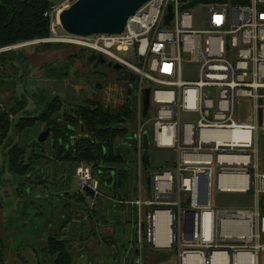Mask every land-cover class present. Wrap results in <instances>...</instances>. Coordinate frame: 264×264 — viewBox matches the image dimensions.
<instances>
[{"label":"built area","instance_id":"1","mask_svg":"<svg viewBox=\"0 0 264 264\" xmlns=\"http://www.w3.org/2000/svg\"><path fill=\"white\" fill-rule=\"evenodd\" d=\"M192 1L151 0L129 19L123 33L89 37L65 31L61 33L58 26L61 27L59 13L62 9L59 8L56 17L52 11L49 14L52 36L47 39L101 53L135 73L136 81L130 96L135 109L127 126L134 118L137 122L132 129L129 128L130 140L126 144L132 148L138 161L137 190L140 195L130 202L140 207H151L148 215L138 220V231L141 238L154 247H177L183 262L197 253L196 260L203 257L206 264H210L215 252L224 247L232 253H252V250L257 252L262 247L259 239L264 236L263 212L213 210L211 203L200 204L202 194L199 187L206 181L211 187L215 170L219 177L230 175L228 172L234 168H241L224 162L221 158L223 154L247 157L241 169L247 178V189L250 188V181L264 185V170L260 171L253 159L256 153L253 134L264 130V9L260 7L264 0H247V3H233L234 0L227 3L197 2L195 4L209 6V28L202 30L192 27L190 8L195 4L183 8ZM170 7L172 18L167 24ZM133 48L138 63L121 57L117 52ZM184 55H189L190 63L198 64L197 80L183 79ZM147 81L151 87L145 85ZM148 87L151 88L149 118L143 112L144 90ZM245 99L252 102L255 121L241 122L235 118L237 103ZM260 108H263L262 124L258 121ZM181 111L197 112L200 119L183 122ZM235 129L249 132L250 139L238 141L233 136L226 137ZM145 132L156 146L172 147L178 153L173 169L153 174L152 198L149 200H144L141 194ZM248 165L253 172L247 170ZM75 173L80 177L82 186L99 190L100 180L91 165L76 164ZM257 191L264 192V186ZM186 204H189V210ZM161 209L168 213V229H171L170 236L166 235L171 240L167 244L155 241V215ZM193 209L198 211L192 213ZM189 212L192 214L190 224L184 227ZM225 221L246 222L245 230L238 229L228 235L222 226L219 234L222 239L238 238L243 241L242 245H225L216 237V229ZM207 227L209 239L204 232ZM255 239L256 244H252Z\"/></svg>","mask_w":264,"mask_h":264},{"label":"rangeland","instance_id":"2","mask_svg":"<svg viewBox=\"0 0 264 264\" xmlns=\"http://www.w3.org/2000/svg\"><path fill=\"white\" fill-rule=\"evenodd\" d=\"M50 1L54 4L52 13L54 12L53 14L56 17L57 9L68 7L75 0ZM208 10L209 6L203 3L195 4L190 8L193 15L192 27L194 29L202 30L209 28V23L207 21ZM49 14L48 12L45 13V15ZM58 29L63 33V29L60 26H58ZM48 41L50 40L47 38H37L19 42L15 44L17 45L16 47H12L16 53L23 52L29 59V62L27 61L24 66H21L23 70L20 68L19 64H17L20 68L19 72H22L21 74H24L23 71H25L24 85L16 72L12 74L14 83L10 90L13 91L15 96H20V94L25 92L27 98L25 108L19 109V116L32 117L40 113V109L43 108L42 102H44V96H48L50 99L51 94L55 92L63 100V106L61 108V115L63 117L65 110H68V113L73 112V108L77 104H82L85 97L92 95L95 87H97V83L102 84L100 90H95L98 92L95 96L97 101H100L105 106H111L113 108L123 104L127 98V83L114 80V78H116V73L112 70H108L105 67L94 68L92 63H88L87 56L91 53V50L78 45L64 44L63 42H60L63 45L53 44L47 46ZM4 51L7 54L10 53L7 49H0V58L1 53H4ZM117 52L121 57L133 63H138V61H136L134 48L128 51ZM189 58V55H184L185 62L182 66L183 79L197 80L199 77L198 64L190 63ZM68 62L71 63V67L69 68V75L66 76L64 81L61 79L51 80L44 77L46 69L42 67L43 65L52 64L55 66L61 64L62 66ZM10 72H8V74ZM16 75L18 77H16ZM145 85L151 87V83L148 81ZM212 92L213 90L211 91V95L213 94ZM134 94H136V91H134ZM215 99H217V97H215ZM0 100L5 101L8 99H6V96H3ZM247 100L249 99L237 103L242 115H246L247 109H249V107H247L249 103L244 102ZM54 116L58 117L59 114ZM181 119L183 122H197L200 119V115L197 112L181 111ZM63 121H65L64 117ZM136 122L137 118H134L132 120L133 124L130 123L129 128L132 129L133 125H136ZM65 123H67V121H65ZM12 125L14 126L13 130L10 135H8L9 137L6 136L8 140L16 142L14 144H17L19 149L24 150L23 163L32 161L34 166L31 171L32 175H35V178L33 181H27L28 173L21 174L11 168L8 155V153L10 154V150H5V148L7 145H11L12 142L8 141L6 137V141L4 140L5 143L1 149L2 156L0 158V202L2 203L0 207V264H17V262L19 264H25V257L21 251L18 252V248L25 249L30 245H35L38 250L35 249L37 251L35 252L32 249V247L35 246L29 247L31 250L28 251V257L32 263L28 264H38L36 256H40L41 263H43L42 258L45 259V256H49L47 250L39 248L40 244H42V247L45 245V248H47L46 241L44 242L43 238L53 233V237H57V232L62 233L65 227L69 229V224L65 227L62 226L63 222L67 221L64 218V212L68 215L70 221L73 214L71 212L70 214L68 209H74L75 213L78 211L79 215L84 216L86 212L90 213L91 209L89 210L87 207H96L97 204L100 206L96 208L94 213L96 218H93V220H86L88 217H84L85 223H83L82 226L84 229H90L92 223L102 226L101 221H103L104 206L105 209H107V217L111 214L110 220L113 222V228L117 229L119 234L116 233V237L114 238L111 233L110 239L114 238L116 242L112 248L110 246L109 253L106 256L101 253L98 254V256L109 259L118 258L120 260L121 255L125 254L126 250L129 249V245L131 244L130 237L132 235L134 238L137 237L136 234L138 232L135 224L137 215L128 216L127 212L129 211L126 210L128 205L125 204L121 206L122 209L120 210L114 208V203L106 194L101 196L89 195L87 191L82 189L81 179L76 175L75 168L68 170H62L60 168L58 162L61 161V159H57L54 153L53 133L51 132L50 137L44 143L39 141L40 134L46 129L45 122L37 121L33 126L20 129L18 119L15 118L13 119ZM83 133H85V131L78 128L75 132V136L81 139ZM246 137L248 136L244 132L237 130L236 139ZM255 141L257 149L256 155L258 156L260 169L263 170L264 131L260 130L259 134H256ZM7 142L10 143L7 144ZM151 156L154 170L159 168L173 169L178 159V154L172 147L158 148L155 147V145L151 148ZM29 190L37 193L38 196L40 195V198L34 197L33 200L31 197L27 198L26 192ZM108 191H110V189ZM74 193H79L81 198H84V205H87V207L85 205V209L84 207L81 208L79 205L77 210L68 205L77 204L78 200L72 196ZM143 196L148 198L149 194L145 191L143 192ZM210 199L212 207L218 211L220 209L253 208L256 206L257 196L255 191L249 193L221 191L217 188V173L215 170ZM112 208L115 210L114 213ZM9 213H11V215ZM146 215H148V213L145 214V216ZM77 218V216H74V220ZM69 221L66 223H69ZM98 221L100 222L98 223ZM11 226L15 227L12 235L10 234ZM95 230L97 229L95 228ZM71 232L73 236L74 228H72ZM130 233L132 234L131 236ZM256 241L257 239H255L252 244H256ZM235 242L237 245H242L241 243H243V241L237 240ZM235 242L229 241L226 244H233ZM259 242H264V236L259 239ZM71 244L72 246L74 245L73 251L75 257L77 256V258H80L83 255L78 253L80 242L76 239L75 243L71 241ZM150 244L154 246L152 243ZM102 251L104 252V248ZM171 251L173 255L176 254V250Z\"/></svg>","mask_w":264,"mask_h":264},{"label":"trees","instance_id":"3","mask_svg":"<svg viewBox=\"0 0 264 264\" xmlns=\"http://www.w3.org/2000/svg\"><path fill=\"white\" fill-rule=\"evenodd\" d=\"M53 6L54 4L50 0H0V45L10 46L32 39L50 38L52 36V18L45 13H50ZM53 44L63 45L60 42L48 41L47 46ZM22 57L25 59L23 55ZM1 58L8 60L11 55L4 52L1 53ZM42 67L46 69L44 77L64 80L69 75L71 63L68 62L62 66L45 64ZM101 85L97 83V89ZM62 106L63 100L58 96H53L48 100L39 117H22L18 125L20 129H23L33 126L37 121L45 122L53 131V148L57 159L72 161L75 164H89L101 183L108 182L109 185L116 186V188L126 187L129 180L134 179L136 162L134 153L122 149L120 143L130 135L127 124L133 118L135 103L129 100L117 108H111L93 97H85L82 104L73 108L72 113L65 111V115L63 114L65 121L76 127L79 126L85 131L82 138L73 145L67 136H60L58 120L54 116L56 112L61 110ZM9 127L8 114L3 113L0 115V158ZM61 139L63 143H61ZM132 154L134 156H131ZM8 155L11 168L14 171L21 174L31 172L34 164L32 161L23 163L24 150L15 145ZM121 193L123 194L122 190ZM261 202H264V194L261 195ZM1 206L2 203L0 202ZM56 239L55 237L51 238L48 242L50 252L56 253L61 250L60 256L62 258H65L64 254L66 257L69 256L66 241ZM61 264H65V262Z\"/></svg>","mask_w":264,"mask_h":264},{"label":"crops","instance_id":"4","mask_svg":"<svg viewBox=\"0 0 264 264\" xmlns=\"http://www.w3.org/2000/svg\"><path fill=\"white\" fill-rule=\"evenodd\" d=\"M135 81L134 82L127 81V83H129L130 85L132 83V85H133L135 83ZM95 90H97V87H95ZM95 90L93 91L92 95H89L90 97L95 98V96L98 94V92H96ZM128 96L129 95H128V91H127V98L125 101L130 100V97L128 99ZM244 102L249 103V105L247 106V107H249V109H247L246 115H242L239 111V106H237L235 118L241 122L252 121V120L255 121V115L253 114V111L251 110L252 109V106H251L252 102H250V100H247ZM111 108H113V107H111ZM149 110H150V108H149ZM150 116L151 115L149 114V111H148V114L146 117L149 118ZM243 117H245V118H243ZM262 131H264V130H262ZM259 132H260V130H258L257 132H255L253 134L255 149H256L255 137H256V134H259ZM10 133H11V131H10ZM10 133H9V135H10ZM8 137H7V140H8ZM8 141L13 143V140H8ZM10 142H7V143H10ZM153 145H155V144L151 141L150 150H151ZM155 147H158V146L155 145ZM21 148H23V147H21ZM125 150H131V149L125 148ZM256 152H257V149H256ZM131 153H134L133 150H131ZM246 159H247V157L244 158V160H246ZM253 159L255 162H257V164L259 165V169H260V163H259L258 156L256 155V153H255V156ZM58 164H60V162H58ZM234 165H237V166L241 167L240 169H243V166L245 165V163L244 162H238V163H235ZM151 167H152L153 173H155L157 171L164 170L163 168H159L156 170L153 169L152 156H151ZM250 168H251V172H253V168L251 166H250ZM263 170L260 169V171H263ZM236 175H240V176L245 177L246 183H245L244 188H242L241 190H225V189L219 187L220 176L219 177L217 176V188L220 189L221 191L241 192V193H249V192L255 191L256 196H257L256 206H254L253 208H247V209L238 208V209H220V210H224V211L259 210L261 212H264V202H261V195H263L264 192H258L257 191L259 188H262L264 186L263 183L258 182V181H254V182L250 181V188L247 189L246 188L247 187V180H246L247 178H246L244 172L242 171V173H239ZM202 184H205V182ZM212 185H213V181H212ZM212 185L210 187V194H209L208 203H211L210 195H211ZM114 187H115L114 193H113L112 198H111V199H113L114 208L120 210V209H122L121 206L125 204V205H128V207L126 209L127 211H129V212H127L128 216L137 215V221L135 224H136V230L138 233L136 234L137 235V237H135L136 239L130 233V236L132 235L130 237L131 244L129 245V249L126 250L125 254L121 255L120 260L118 258L109 259V258H102V256H98V254H100V253L104 256H106L109 253L110 246H111V248L113 247L114 243L116 242V240L114 238L116 237V233L119 234V231L117 229L113 228V222L110 220L111 214L109 215V217H107L108 214H106L107 209H105L104 216H102V220H103V221H101L102 226L100 224H96L95 227L92 226V227H90V229H84L82 226L83 223H85L84 217H88L86 220H88V219L93 220V218H96L95 214H93L91 216L92 217V219H91L87 215V213H85L84 216L80 215V216H78V218L76 220H72L71 222L73 224V227H72V225L70 226V224H71L70 223L69 229H66V227H65V230L63 232V234H64L63 237L65 239H73L74 243H75V240L77 239L80 242V248H79L78 253H80V255L81 254H83V255L80 258H77V256H76V260H75L76 262L75 263H77V264H187V263L183 262L182 259L179 258L180 257L179 256V250L177 247H173L172 245L171 246L162 245L161 247H154L151 244H149L148 242H146L144 239H142L141 236L139 235L138 220H140L141 217H144L145 214H147L150 211L151 207H148L146 205H144L143 207H140V206H136L135 204L130 202L131 200H135L140 195V191L137 190V188H138L137 178L133 179L132 181L129 180V184L126 187H123V188H120V187L116 188V186H114ZM121 190L123 191V194L121 193ZM145 191H146V193L149 194V197L145 198L144 196H142L143 199L144 200L151 199L152 198V188L150 191L148 190L147 175H146V171L144 168L143 169V191H141V194L143 195V192H145ZM115 193H117V194H115ZM122 196H123V198H122ZM203 200H204V196L201 195L200 201H203ZM188 206H189V204L185 205L186 208ZM211 207H212V204H211ZM114 208H112L113 213L115 212V210H113ZM212 209L215 210L213 207H212ZM196 211H198V210H194V209L191 210L192 213H195ZM159 212H164V214L167 213L166 210H163V209H161ZM9 214L11 215V213H9ZM164 214L162 215V217L164 216ZM191 215L192 214L189 212L187 215L188 217L185 220L184 227L186 225L190 224L189 217H191ZM98 222H100V221H98ZM183 222H184V220H183ZM162 224L167 229L168 223H167L166 216L162 220ZM222 226H223V230H224L225 234L229 235V234H233L234 231L235 232L238 231V229L245 230L244 228L247 227V224H246V222L245 223L244 222L243 223H232V222H228V221L222 222L220 224V226L216 229V237H218V238H220L219 234L221 233ZM14 228L15 227H13V226L10 227L11 233L10 232L9 233L11 235L14 232ZM72 228H74V232H73L74 237L71 234ZM95 228L97 230H95ZM111 233L113 234V237H114L113 239H110ZM220 240H222L221 242L225 245H230V244H226L229 241H231V242H235L236 240L241 241L237 238H234V239H231V238L222 239V238H220ZM259 243L262 244V247L257 252L252 250V253L256 255V264H264V242H259ZM30 246H35V245H30ZM29 247L25 248V249L24 248H18L19 249L18 252L21 251L25 257V260H24L25 264L32 263L28 257L29 256L28 251L31 250V248H29ZM43 247H42V244H40L39 248L43 249ZM103 248H104V252L102 251ZM0 249H1V247H0ZM32 249L35 252H37L35 250V249H37L36 246L32 247ZM105 250H106V252H105ZM136 250H139V252L142 255L141 259L139 258V263H137L138 258L133 257V254ZM171 250H176V254L173 255ZM226 251H228V252H226ZM221 252L228 253L230 256H232V264H235V256L234 255L238 254L239 252L238 253H232L231 251L226 250L225 247H224V249L221 250ZM242 252H245L248 255H253L250 251H242ZM36 259L38 260V264H47L44 258H42L43 263H41L40 256H36ZM187 259H188V264H196L197 263V260L194 256H193V258H187ZM245 259L246 258H244V260L240 261V263H238V264H246ZM193 262H195V263H193ZM17 264H19V263L17 262Z\"/></svg>","mask_w":264,"mask_h":264},{"label":"water","instance_id":"5","mask_svg":"<svg viewBox=\"0 0 264 264\" xmlns=\"http://www.w3.org/2000/svg\"><path fill=\"white\" fill-rule=\"evenodd\" d=\"M151 0H75L68 7L63 8L59 13V21L61 28L68 34L89 37L99 34H121L125 31L129 19L134 16L137 11L142 8L146 3ZM197 2H222L227 3L228 0H193L189 4L183 6L189 7ZM233 3H247V0H234ZM260 7L264 9V4ZM170 14L166 16V23L169 24L172 18V7L169 9ZM1 50L7 49L14 55L16 52L7 46H1ZM106 57L98 52L93 51L89 56L87 61L89 63L95 62L94 68L100 67V65L105 64ZM110 68L119 71V76L117 80H124L129 82H134L136 80V75L133 71L124 68L121 63H114L110 61L107 64ZM133 85L131 83L128 90V99L132 93ZM263 93V89L261 90ZM151 102V88H145L143 96V112L146 117L150 108ZM260 103L263 100L260 99ZM259 122L263 123V108L259 110ZM51 134V127H48L39 136V141H46ZM151 140L148 132L144 133V147H143V164L147 175V187L150 191L152 188V167H151ZM131 152V150H129ZM241 169L234 168L230 170L228 174L236 175L242 173ZM89 194L94 195L95 192L90 186H84L83 188ZM200 193L204 196V200L200 201L201 205H207L209 201V182L206 181L205 184H200ZM230 264H232V256H230Z\"/></svg>","mask_w":264,"mask_h":264},{"label":"flooded vegetation","instance_id":"6","mask_svg":"<svg viewBox=\"0 0 264 264\" xmlns=\"http://www.w3.org/2000/svg\"><path fill=\"white\" fill-rule=\"evenodd\" d=\"M13 45H11V48L17 46L15 44H13ZM7 47H9V46H7ZM16 54L17 55H14L13 53L10 52L11 58L8 59V60H3L2 58H0V98H2L3 96H6V99H8V100H5V101H1L0 100V115H2L3 113H7L8 114L10 127H9L7 135H9L10 131H12L13 128H14V126L12 125L13 119L17 118L18 119V124H19V122L22 119V117H26V116H19V112H20L19 109H21L23 107L25 108V103H26V99H27L25 92L20 94V96H15L13 91L10 90V88L12 89V87H13L14 78L12 77V74H15L14 72H16V74L20 77V80H22V84L24 85V82H25L24 78H25L26 74H25V71H23L24 74H21L22 72L20 73L19 69L21 68L23 70V68L21 66H24V64L27 63V61L29 59H28V57L25 54H23V52L16 53ZM21 54L25 57V59L22 57ZM88 56H87V59H88ZM106 59H107L106 60L107 62L105 64H103V65H100V67H105L108 70H112L113 72H115L116 73V78H114V80L122 81V82H126L127 83V81L117 80V77L119 76V71H117L116 69L110 68L107 64L111 60H109L107 57H106ZM17 64H19L20 68L17 66ZM92 64L94 66L95 62H92ZM59 65H61V64H59ZM16 67H18V68H16ZM10 71H12V72H10ZM8 72H10L11 74L10 73L8 74ZM17 75H16V77H18ZM12 78H13V80H12ZM46 79H49V78H46ZM51 80H57V79H51ZM103 80H105V79H103ZM129 87H130V84L127 83V90H129ZM97 90H100V88L97 89ZM53 96L55 97V96H58V95L55 92H53L51 94L50 98L53 97ZM60 99L62 100V98H60ZM48 100H49L48 96L47 97L44 96V102H42L43 103V108L40 109L41 112L38 113V114H35V116H32V117H39L41 115V113L45 109V106L47 105ZM57 114H59V116L55 117V119L58 120L57 123H58V125L60 127V132H59L60 136H62V135L67 136L68 140L71 142V145L75 144L76 141L79 140L78 136L77 137L75 136V132L78 130V128H81V127H79V126L76 127L75 125L69 124V122L65 123V121H63V117L61 115V110L59 112H56V115ZM48 127L49 126L46 125L45 128L47 129ZM81 129H83V128H81ZM51 132L53 133L52 129H51ZM0 136H1V134H0ZM79 136H81V135H79ZM129 140H130V135H129V137L126 140L121 141L120 147L122 149L129 148V149L132 150V148L129 145L126 144V143H129ZM60 141H61V143H63L62 139ZM14 143H16V142H13L11 145H7L8 144L7 143L6 144L7 146L5 145L6 146L5 150H12L15 147V145H17V144H14ZM67 148H68V146H67ZM69 148H70V145H69ZM131 156H134V155L132 154ZM134 160L136 162V169H135V173H134V179H136L137 178V170H138V161H137V158L135 156H134ZM59 162H60L59 166H60V168H62V170L74 169L76 167L75 163L72 162V161L61 160ZM84 164H86V163H84ZM143 169H144V165L142 163V171H143ZM247 170L249 172H251V168H250L249 165L247 167ZM153 174L154 173L152 171V177H153ZM34 178H35V175L34 176L32 175V171L29 172L28 173V177H27V181H33ZM142 181H143V177H142ZM83 188H84V186H82V189ZM109 189H110L111 192L108 191ZM94 192H95V194L92 195V196H101V195L106 194L107 197L110 198V200L113 202V199H111V198H112V195L114 193V187L109 185L108 182L104 184V183H101V181H100L99 190H97V191L94 190ZM26 195H27V198L31 197L32 200H33L34 197L40 198V195L38 196L37 193H34L31 190L27 191ZM89 195H91V194H89ZM72 196L75 199L78 200L77 204H75V205L68 204V205H70L72 208H75L77 210H78V206L79 205L81 206V208L84 207V209H85V205L86 204L84 205V198L82 199L79 193H74V194H72ZM122 198H123V196H122ZM99 206H100L99 204H97L96 207L95 206L94 207H87V205H86V207L89 210L91 209L90 213L86 212L87 215L90 218H92L91 216L95 213L96 208H99ZM93 209H95V210H93ZM103 210L105 212V207L104 206H103ZM68 211H69V213L71 212L73 214V216H71V220L69 221L68 215H66V213L64 212V218L67 221L63 222V225H62L63 227H65L66 225H68L70 223H71L70 226L72 225V227H73V224H72L71 221L74 220V216L78 217V215H79L78 214L79 212L76 211V213H75L74 209H68ZM68 221H69V223H66ZM95 224L92 223L90 227L94 226ZM63 230H65V229H63ZM63 232L62 233L57 232V237H55V239L57 238L58 240H65L66 241L67 249L69 250L70 255L66 257V255L64 254L65 258H62L60 256L62 254L61 250L59 252H56V253H51L50 250H49L50 244L48 242L50 241L51 238H54L53 237L54 233L53 234H49V235H47V236H45L43 238V241L44 242L46 241V244H47V246H46L47 248H45V245H44L43 250L45 249V250H47L49 252V256H45V261H46L47 264H61L62 262H65V264H74L76 262L75 261L76 257H75L74 251H73L74 250V245L72 246V244H71V241H74V240L73 239H65L63 237V235H64ZM141 256L142 255L139 252V250H136L134 252V254H133V257L138 258L137 263H139V258L141 259Z\"/></svg>","mask_w":264,"mask_h":264},{"label":"bare ground","instance_id":"7","mask_svg":"<svg viewBox=\"0 0 264 264\" xmlns=\"http://www.w3.org/2000/svg\"><path fill=\"white\" fill-rule=\"evenodd\" d=\"M237 130L244 132L248 137L236 139L237 138ZM232 136L234 139H236L238 141L250 139V133L245 131V130H240V129H235L234 131H232V132L230 131L226 134V137H228V138H230ZM221 158L224 162H229L230 164H235L238 162H244L243 160L246 157L245 156H239V155L223 154V156ZM219 187H221L225 190H241L242 188L245 187V177L240 176V175H222V176H220V179H219ZM163 214H164V212H158L155 215V225H156L155 241L158 243L167 244L171 240H170V237L166 238L167 237L166 235L169 234V236H170L171 229H168V227L166 229L163 226L162 220L164 219L165 216L167 218L168 213L164 214V216L162 217ZM263 228H264V223H263ZM168 231H169V233H168ZM204 232H205L206 238L209 239L210 233H209L208 227L205 229ZM197 255H198L197 253L191 254L190 258H193V256L195 257ZM244 258H246L245 259L246 264H256V255L255 254L248 255L247 253L242 252V251H239V253L235 255V264L240 263V261L244 260ZM185 263L188 264V259H186ZM193 263H195V262H193ZM196 264H206V261L202 257L199 259V261L197 259ZM210 264H230V257L225 252L217 251L213 255Z\"/></svg>","mask_w":264,"mask_h":264}]
</instances>
